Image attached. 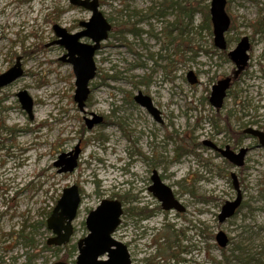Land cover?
Instances as JSON below:
<instances>
[{"label": "rangeland", "instance_id": "374dc122", "mask_svg": "<svg viewBox=\"0 0 264 264\" xmlns=\"http://www.w3.org/2000/svg\"><path fill=\"white\" fill-rule=\"evenodd\" d=\"M190 3L192 18H182ZM206 6L210 11V0H100L112 30L97 53V77L81 112L54 26L79 33L92 13L71 0H0V75L18 58L24 69L0 89V264H75L73 246L88 236L86 219L106 199L123 203L114 238L134 264H264V147L242 133L264 131V0H227L230 49L245 37L251 49L219 113L209 103L212 87L235 65L215 49L212 24L211 32L202 27L199 11ZM190 71L199 85L188 82ZM21 91L34 101L33 120L18 100ZM139 92L153 99L162 123L134 101ZM95 115L104 122L88 130L86 120ZM213 137L223 148H250L245 165L237 168L206 147ZM77 147V169L59 174L55 164ZM154 171L185 213L162 210L149 191ZM232 173L243 204L221 224L222 207L237 198ZM75 185L82 203L71 242L49 246L54 234L47 220ZM221 231L230 239L225 249L216 242Z\"/></svg>", "mask_w": 264, "mask_h": 264}, {"label": "water", "instance_id": "95a60500", "mask_svg": "<svg viewBox=\"0 0 264 264\" xmlns=\"http://www.w3.org/2000/svg\"><path fill=\"white\" fill-rule=\"evenodd\" d=\"M74 6L85 8L92 13L88 22H83V31L72 34L66 29L55 25L54 32L58 40L54 43L64 48L65 54L60 61L69 64L75 75L76 91L74 101L79 110L85 112L87 101L91 95L90 83L97 77L96 56L101 50L102 44L108 40L112 25L100 10V0H71ZM227 0H210V15L213 27L214 45L221 51L227 50L226 33L231 26V19L226 12ZM88 40L89 42H84ZM250 42L247 37L243 38L237 47L229 53V57L236 65L238 76L248 66L250 57ZM24 76L21 58L16 60L15 65L6 73L0 75V89L5 88ZM191 85L197 84L198 80L193 71L187 75ZM231 78L219 81L212 89L210 103L216 109H221L227 97V91L231 86ZM22 109L33 120L34 101L26 91L17 94ZM135 102L145 108L157 122H162L160 111L154 106L150 97L142 92L134 97ZM103 122V118L94 116L92 120H86V126L92 129L95 125ZM246 134L258 139L261 147H264V132L256 129H247ZM209 142L206 143L208 146ZM223 157L237 168L245 165L248 150L242 149L239 153L232 152L229 148L221 150ZM80 150L77 148L71 154V159L65 160L63 156L56 164L62 167L59 173H72L78 166ZM237 198L224 204L219 214V223L223 224L232 219L243 203L240 183L236 174H231ZM153 185L149 191L161 202L164 211H176L185 213L186 208L176 199L172 189L166 186L159 174L155 171L152 176ZM81 206V195L78 186H72L63 191L52 215L47 220V227L53 232L54 237L49 239V246L62 247L70 243L74 234L73 223L77 218ZM124 215L123 204L118 200H103L100 205L87 217L86 227L89 234L78 243V257L76 264H134L128 247L117 241L114 234L122 224ZM219 247L226 248L229 238L221 231L216 236ZM66 264V263H56Z\"/></svg>", "mask_w": 264, "mask_h": 264}, {"label": "flooded vegetation", "instance_id": "af4514ba", "mask_svg": "<svg viewBox=\"0 0 264 264\" xmlns=\"http://www.w3.org/2000/svg\"><path fill=\"white\" fill-rule=\"evenodd\" d=\"M82 24V23H81ZM211 24H212V22H211ZM81 26V25H80ZM231 26H232V22H231ZM231 26H230V29H231ZM230 29H229V31H230ZM228 31V32H229ZM212 32H213V27H212ZM227 32V33H228ZM227 33H226V35H227ZM214 36V35H213ZM248 38V37H247ZM242 40V39H241ZM240 40V41H241ZM248 40H249V42H250V39L248 38ZM226 41H227V38H226ZM239 41V42H240ZM239 42H238V44H239ZM230 43L227 41V50H225V51H221V50H219V49H217L218 51H220V52H223L224 54H226L228 57H229V53L231 52V51H233L234 49H230V45H229ZM237 44V45H238ZM215 46V45H214ZM237 47V46H236ZM250 49H251V42H250ZM250 51V50H249ZM250 57V56H249ZM230 58V57H229ZM230 60H231V58H230ZM232 61V60H231ZM249 62H250V60H249ZM233 64H234V62H233ZM235 65V64H234ZM248 66H249V63H248ZM248 66H247V68H248ZM246 68V69H247ZM237 68H236V65H235V69H233V71H232V73L230 74V75H228V76H226V77H223V78H221L219 81H222V80H224V79H226V78H231V86H230V89L227 91V97H226V99H228L229 98V96H230V90H231V88H232V86L235 84V82L239 79V77L245 72H242L241 74H239L238 76L236 75V70ZM245 69V70H246ZM194 72V71H193ZM195 73V72H194ZM188 75V74H187ZM195 75H196V77H197V80H198V82H197V84H195V85H192V86H196V85H199L200 84V82H201V80H200V78H199V76L195 73ZM187 80H188V77H187ZM219 81H217V83L219 82ZM188 82H189V80H188ZM190 83V82H189ZM216 83V84H217ZM215 84V85H216ZM214 85V86H215ZM213 86V87H214ZM213 87H212V89H213ZM140 93V92H139ZM143 93V92H142ZM144 94V93H143ZM211 94H212V91H211ZM211 94H210V98H211ZM145 95V94H144ZM146 96H148V95H146ZM148 97H150V96H148ZM151 98V97H150ZM210 98H209V103H210ZM152 99V98H151ZM226 99H225V101H226ZM152 101H153V99H152ZM225 101H224V105H225ZM153 104H154V102H153ZM211 104V103H210ZM212 105V104H211ZM224 105H223V107L221 108V109H216V108H214L215 110H216V112L217 113H219V112H221L222 111V109L224 108ZM155 106V105H154ZM86 107H87V105H86ZM213 107V106H212ZM234 112L232 111V112H230V115H229V117L230 118H233L234 117ZM162 116V115H161ZM229 117H228V119H229ZM34 119V118H33ZM161 119H162V117H161ZM104 122V121H103ZM102 122V123H103ZM160 123V122H159ZM162 123V122H161ZM248 129H250V128H248ZM251 129H255V128H251ZM247 130V129H246ZM246 130H244L242 133L244 134V135H249V134H246L245 133V131ZM256 130H259V129H256ZM260 131H262V132H264L263 130H261L260 129ZM230 133L233 135V136H238V132L237 131H234L233 129H230ZM219 135V134H218ZM250 137H252V138H254L253 136H251V135H249ZM213 139H214V137H213ZM211 140V141H208L209 142V144H208V146L206 145V143H208V142H205L204 143V145L206 146V147H208L210 150H213V151H215L216 153H217V155L219 156V157H223V155H222V153H221V150H225L226 148H229L232 152H234V153H239L242 149H247L248 150V153H247V156H248V154H249V152L251 151V149L250 148H248V147H245V148H240L238 151H235V149H233L231 146H229V145H227V146H225V148H223L222 146H223V144H222V142L221 141H219L218 140V137H216L214 140ZM254 139H256V138H254ZM258 140V139H257ZM260 145V144H259ZM261 147V146H260ZM246 156V157H247ZM224 158V157H223ZM225 159V158H224ZM245 161H246V158H245ZM155 172V171H154ZM153 172V173H154ZM161 178V177H160ZM152 179V178H151ZM162 180V179H161ZM232 180V179H231ZM233 183V182H232ZM186 212V211H185ZM217 242V241H216ZM229 244H230V239H229ZM219 246V245H218ZM229 246V245H228ZM227 246V247H228ZM226 247V248H227ZM221 248V247H220ZM221 249H225V248H221ZM174 258H176V257H174ZM177 259V258H176Z\"/></svg>", "mask_w": 264, "mask_h": 264}, {"label": "trees", "instance_id": "16d2710c", "mask_svg": "<svg viewBox=\"0 0 264 264\" xmlns=\"http://www.w3.org/2000/svg\"><path fill=\"white\" fill-rule=\"evenodd\" d=\"M186 2L187 1H189V0H185ZM192 5H191V3H190V7H187V6H185L183 9H182V11H181V17L183 18V17H191L190 15H191V13L192 12H187V11H189V10H193V7H191ZM199 12H201V14H203V16H204V20H203V24H202V27H205V28H207L210 32H211V18H210V11H209V6H206L205 7V10L204 11H199ZM134 34H136V32L134 31ZM142 214H146V212H143V213H141V215ZM173 242H171V245H173L172 244ZM172 249V247L171 246H169V249ZM57 250H61V249H57ZM73 252H78L77 251V247L76 246H73ZM173 257H176V255H173Z\"/></svg>", "mask_w": 264, "mask_h": 264}, {"label": "bare ground", "instance_id": "6f19581e", "mask_svg": "<svg viewBox=\"0 0 264 264\" xmlns=\"http://www.w3.org/2000/svg\"><path fill=\"white\" fill-rule=\"evenodd\" d=\"M3 11H4L3 9H0V15L3 14ZM10 15H11V14L9 13V14H5L4 16L8 18ZM191 18H192V16H191ZM210 18H211V15H210ZM184 30H185V29H182L181 32L183 33ZM182 33H181V34H182ZM214 47H215V46H214ZM215 49H216V47H215ZM215 53H216V52H215ZM134 101H135V100H134ZM75 103H76V102H75ZM254 109H255V108H254ZM249 110H250V109H248V111H249ZM241 112H247V109L245 110V108H244V110L241 111ZM26 113H27V112H26ZM236 114H237V113H236ZM243 115H245V113H243ZM28 116H29V115H28ZM245 116H247V115H245ZM87 120H89V119H87ZM101 124H102V123H101ZM99 125H100V124H99ZM214 125H215V127H218V123H215ZM95 126H97V125H95ZM95 126H94V127H95ZM86 127H87V126H86ZM94 127H93V128H94ZM93 128H92V129H93ZM87 129H88V130H92V129H89V128H87ZM77 148H79V147H77ZM77 148H76V149H77ZM76 149H75V150H76ZM79 150H80V149H79ZM74 152H75V151L71 152L69 155L64 154L63 156L66 155V157H70V159H71V154L74 153ZM92 154H93V152L90 153V155H92ZM79 158H80V156H79ZM79 158H78V164H79ZM65 160H67V159L65 158ZM68 160H69V159H68ZM57 163H58V162H57ZM57 163H56V164H57ZM56 164H55V167H57ZM77 167H78V166H77ZM57 168H60L59 171L62 169V167H57ZM76 169H77V168H76ZM76 169H75V170H76ZM75 170H74V171H75ZM74 171H73V172H74ZM59 174H64V173H59ZM163 183H164V182H163ZM152 185H153V184H152ZM75 186H76V185H75ZM78 188H79V187H78ZM79 191H80V189H79ZM172 191H173V190H172ZM173 193H174V192H173ZM152 194H153V193H152ZM80 195H81V203H82V193H81V191H80ZM154 197H155V196H154ZM242 197H243V193H242ZM243 199H244V198H243ZM158 201H159V200H158ZM159 202H160V201H159ZM160 203H161V202H160ZM161 208H162V204H161ZM162 210H163V209H162ZM163 211H164V210H163ZM168 212H170V211H168ZM86 220H87V219H86ZM85 224H86V222H85ZM87 230H88V229H87ZM174 236L176 237V240H180V237H179V236H176L175 234H174ZM175 242H176L175 244H177L178 241H175ZM68 244H69V243H68ZM68 244H67V245H68ZM65 246H66V245H65ZM65 246L57 247V248H63V247H65ZM194 247L196 248L197 246L194 245Z\"/></svg>", "mask_w": 264, "mask_h": 264}]
</instances>
